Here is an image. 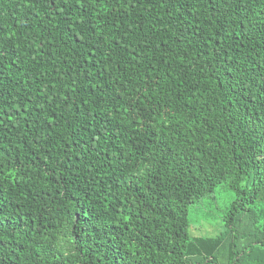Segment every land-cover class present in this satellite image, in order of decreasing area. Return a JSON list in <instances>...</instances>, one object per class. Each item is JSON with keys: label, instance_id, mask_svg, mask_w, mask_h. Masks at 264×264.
<instances>
[{"label": "trees", "instance_id": "16d2710c", "mask_svg": "<svg viewBox=\"0 0 264 264\" xmlns=\"http://www.w3.org/2000/svg\"><path fill=\"white\" fill-rule=\"evenodd\" d=\"M0 264H264V0H0Z\"/></svg>", "mask_w": 264, "mask_h": 264}, {"label": "rangeland", "instance_id": "374dc122", "mask_svg": "<svg viewBox=\"0 0 264 264\" xmlns=\"http://www.w3.org/2000/svg\"><path fill=\"white\" fill-rule=\"evenodd\" d=\"M215 209V208H214ZM213 207L204 205V207H196L191 210L190 218V247L197 248L195 239L215 240L216 235L221 231L219 214L217 209L212 211ZM201 255L204 253L201 251Z\"/></svg>", "mask_w": 264, "mask_h": 264}]
</instances>
